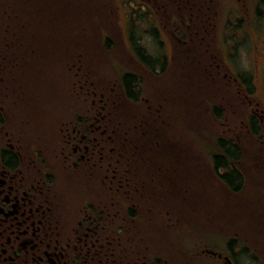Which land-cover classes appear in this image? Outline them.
<instances>
[{
    "label": "rangeland",
    "instance_id": "374dc122",
    "mask_svg": "<svg viewBox=\"0 0 264 264\" xmlns=\"http://www.w3.org/2000/svg\"><path fill=\"white\" fill-rule=\"evenodd\" d=\"M78 1L65 0L64 6L67 10H82L84 18L83 15L77 18L79 21L71 16L63 17L67 12L58 16L55 12L58 0H0V11L5 6L8 8V25L11 22L20 23L8 26L7 38H4L6 32L3 34L0 29V39L3 38V43L8 41L5 44L6 53L23 57L22 63L19 59L18 65H7V80L0 86V97L8 120L12 121L11 127L19 130L25 139L41 141L50 130L56 129L59 114L90 113L93 111L91 99L97 101L100 95L102 101L107 102V112L114 113V101L118 100L126 109L123 111L124 120L132 124L139 120L134 114L141 117L143 112L149 111L152 114L150 118L159 119L150 123L163 128L162 137L167 150L163 166H169L166 172L177 176H173V181L164 180V195L168 197L164 201V211H168L164 215V246L171 247L172 253L175 247H182L178 251L182 257L186 256L183 243L193 239L189 232L201 231L206 236L214 235V230L222 233L238 230L247 235V244L252 248L250 253L254 254V258L259 255L261 260L258 263L264 264V153L255 149L264 142L249 135L243 125L244 115L241 113L246 110L247 104L238 95L235 96L232 87L225 89L228 85L218 84L221 79H217L214 86L215 79L211 76L201 70L195 72L198 69H193L190 59L187 63L183 62V58L178 59L177 63L160 72L170 47L164 27L166 19L173 18L179 23V18L183 16H189L191 20L200 18L205 21L206 28L212 20L220 23L217 26L219 29L221 25L224 28L225 24H229L228 19H241L243 14L244 19L252 20L264 35V5H259L258 0H246L247 4L256 2L254 9L251 5V9L237 11L234 9L236 0H189L191 3L195 1L192 6L201 3L200 8L182 9L170 4L164 10V0ZM68 12L71 13V10ZM28 19L27 25L23 24ZM5 21L6 18L0 14V26L5 27ZM244 22L241 19L240 23ZM167 27L173 29L174 26ZM246 29L249 32L250 28ZM205 34L202 42L206 44L208 32ZM106 35L111 42L106 43ZM180 43L183 46L189 44L193 53L202 49L190 38L185 45ZM180 43L176 42L175 49L182 47ZM237 55L241 63L253 64L247 51ZM134 56L147 66L153 62L159 72L149 75V71L137 63ZM170 70L172 79L166 77ZM123 71H133L138 75L144 91L150 93L154 104L142 102L135 104V108L128 107L119 94ZM251 94L252 98L261 101L260 106L264 104V89L261 86L257 85ZM214 101L218 105L215 112L221 114L220 120L225 118L223 127L211 115ZM147 105L154 106L150 109ZM161 105L163 121L157 114L162 112ZM151 135L156 137V132ZM216 135L227 139L234 135L240 145L250 148L249 153L237 157L240 158L243 180L234 185V192H227L218 185L208 156L201 148L207 151L203 141L211 146L214 143L211 136ZM144 176L150 177L146 173ZM196 212L199 213L195 217ZM156 239L154 236L152 242L155 243ZM248 262L246 260L241 264Z\"/></svg>",
    "mask_w": 264,
    "mask_h": 264
},
{
    "label": "flooded vegetation",
    "instance_id": "af4514ba",
    "mask_svg": "<svg viewBox=\"0 0 264 264\" xmlns=\"http://www.w3.org/2000/svg\"><path fill=\"white\" fill-rule=\"evenodd\" d=\"M257 2L264 5V0ZM193 3L164 0V10L170 4L182 9L200 8L201 3L192 6ZM251 5L246 0H236L234 9L244 11ZM255 6L253 2L252 8ZM241 16L244 23L240 18L234 22L228 19L229 24L219 29L220 23L212 20L206 28L200 18L183 16L179 23L166 19L170 47L160 72L183 58L186 63L191 60L193 69H198L195 72L201 70L215 79L214 86L221 79L218 84L228 85L225 89L232 87L235 96L247 104L241 113L243 125L249 135L263 143L264 104L260 106L261 101L252 98L251 93L257 85L264 89V35L252 20ZM206 32L205 44L202 40ZM189 38L202 49L193 53L189 44L180 43L185 45ZM176 42L182 47L175 49ZM243 50L253 64L238 60L237 54ZM133 58L149 75L159 72L153 62L147 66L136 56ZM166 77L172 79L171 70ZM6 80L7 72L0 64V86ZM119 81L120 97L131 108L142 102L154 104L141 81L142 89L137 94L127 93L123 79ZM106 103L100 95L97 101L91 99L90 113L59 114L56 129L36 141L25 139L11 127L0 97V264H241L246 260L248 264H259L261 257L257 255L255 260L247 235L238 230H214L215 236L188 231L193 239L183 243L186 256L182 257L178 252L182 247H175L172 253L171 247L164 246V215L168 211H164L163 165L167 150L139 144L127 146V136L119 125L115 123L110 128ZM95 104L98 105L94 107ZM211 105V115L223 127L225 118L220 120L221 114L216 113L218 105L215 101ZM153 120L159 119L147 121ZM144 136L135 137L136 142ZM229 139L237 144L238 154L249 153L250 148L240 145L238 137L231 135ZM255 149L264 153V145ZM210 164L218 185L234 192L236 189L223 178V171H218L213 161ZM234 165L242 171L240 158L234 160Z\"/></svg>",
    "mask_w": 264,
    "mask_h": 264
},
{
    "label": "trees",
    "instance_id": "16d2710c",
    "mask_svg": "<svg viewBox=\"0 0 264 264\" xmlns=\"http://www.w3.org/2000/svg\"><path fill=\"white\" fill-rule=\"evenodd\" d=\"M78 2H81V0H79ZM64 5H65V0H58V3L55 5V12H58V16L64 14L63 12H67L66 16L65 15H62V16L65 18H68L67 16H71V18L73 17V19L74 18L80 19L81 16L83 15L82 18H84V12L81 9H80L81 10V12H80L78 9L70 8V6H67L68 8H70L69 10H71V13H70V12H68L69 10H67ZM79 5H82V3H79ZM84 10H85V8H84ZM0 12H1L0 14H2L6 18V21L4 23L5 27L0 26V29L4 31L3 34H5L8 26H9L8 20H7L8 16H9L7 6H5L2 9V11H0ZM23 22H24L23 24L27 25V22H29V19L26 21H23ZM17 25H20V23L11 22V25L9 27L17 26ZM7 35H8V33L6 32V37H4V38H7ZM34 39H35V36H34ZM105 39H106L105 40L106 43L111 42L110 38L107 35H106ZM1 40H2V42H1ZM9 41H11V40H9ZM101 41L103 42L102 39H101ZM133 41H135V40H133ZM7 42L8 41L6 40V43ZM6 43L5 42L3 43V38L0 39V60L2 61V62L0 61V64L3 67V70L7 69L6 67L8 64L10 67L13 66V64L18 65L19 59H20V62L23 61V57L17 58L14 54L6 53V51H5V47H6L5 44ZM135 43H136V41H135ZM135 47L139 48L137 46H135ZM10 50H12V49H10ZM137 52L139 53L138 49H137ZM146 59L149 60V57H146ZM25 78H27V77H25ZM120 78L123 79V83L125 85V89H126L127 93L130 94L132 91L133 93L137 94L140 92V89H142L141 84H139V82H140L139 77L133 71H123V73L120 75ZM42 85H44V81H43ZM47 88H48L47 91H49V86H47ZM117 93L118 92L115 90V94H117ZM114 102H115L113 105L114 106V113H111L110 110L107 112V115H109V119H110L109 120V124L111 126L110 128L114 127L115 123H116V126L119 125L121 132L124 135H126L128 138V142L126 143L127 146L132 147L135 143H137V145L139 144V145L148 146V147L150 146L152 148H158V149L163 148L164 149V147H165L164 146V139L162 137L163 128H161L160 126H157V125H152L150 122L147 121L148 119H150V117L152 115L149 113V111L147 113L143 112L141 117H137L134 114L136 119L137 120L139 119V120H138V122L132 124V123H130V121L124 120L125 113L123 111L126 109L121 105V103L118 102V100L114 101ZM163 102H162V105H163ZM128 107H130V106L128 105ZM157 114L160 116V119L162 118L164 120L163 106H162V112L157 113ZM253 125L257 130L258 127L256 126V124L253 123ZM147 130H152L153 132H156V137L153 138V136H151V134H153V132L149 133ZM203 131H202V133L206 134ZM136 133H137V136H139L138 133L145 135L144 137L139 139V143H138V141L136 142V138L134 135ZM195 133H197V132L195 131ZM196 135L201 136V134H198V133ZM211 137H212V140L214 142L211 144V146L206 141H203L202 138L199 137L200 140H202L204 142L203 146L205 148H207V151H205L204 148L201 146V148L204 151L203 153H205L208 156L209 162L210 161L214 162L215 168H218L217 169L218 171L223 170V173H224L223 178H225L230 183V185L233 189H236V186L239 185L240 179L243 178L242 171L238 170L237 167L234 165V160L239 155L238 152L235 150V146H237V144L235 142H232V140L224 138L222 136L218 137V135H216L215 137L214 136H211ZM208 142L210 143V141H208ZM215 148H217L218 150H216ZM225 148H227V150H225ZM173 164H175V163H173ZM165 168L166 169L164 172V180L173 181V176H176V175L174 174L173 176H171L169 173L166 172L169 169V166H166ZM172 169L176 170L175 168H172ZM181 174L183 176V172H181ZM235 179L237 180V182H234ZM234 185H236V186H234ZM166 199H168V197L164 195V201H166Z\"/></svg>",
    "mask_w": 264,
    "mask_h": 264
}]
</instances>
